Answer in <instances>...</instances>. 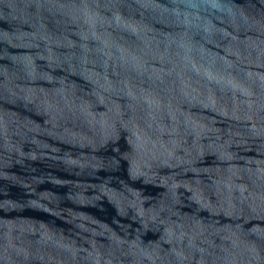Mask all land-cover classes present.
Returning <instances> with one entry per match:
<instances>
[{"label":"water","instance_id":"water-1","mask_svg":"<svg viewBox=\"0 0 264 264\" xmlns=\"http://www.w3.org/2000/svg\"><path fill=\"white\" fill-rule=\"evenodd\" d=\"M0 264H264V0H0Z\"/></svg>","mask_w":264,"mask_h":264}]
</instances>
